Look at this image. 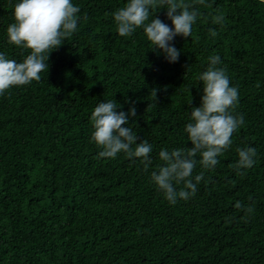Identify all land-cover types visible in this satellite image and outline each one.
<instances>
[{
	"label": "trees",
	"instance_id": "trees-1",
	"mask_svg": "<svg viewBox=\"0 0 264 264\" xmlns=\"http://www.w3.org/2000/svg\"><path fill=\"white\" fill-rule=\"evenodd\" d=\"M17 2L0 0V52L21 62L27 51L6 33ZM126 2L72 0L77 30L49 54L47 73L0 95V264H264V2L196 5L192 37L170 41L180 51L173 63L142 29L117 33L112 13ZM165 12L154 15L171 27ZM216 14L223 26L212 23ZM212 55L238 89L245 124L213 169L197 164L196 194L170 204L151 172L162 148L191 146L188 102L199 106L197 77ZM110 99L117 111L134 102L127 126L153 146L148 171L123 152L98 156L90 115ZM238 147L257 151L244 175L232 167Z\"/></svg>",
	"mask_w": 264,
	"mask_h": 264
},
{
	"label": "clouds",
	"instance_id": "clouds-1",
	"mask_svg": "<svg viewBox=\"0 0 264 264\" xmlns=\"http://www.w3.org/2000/svg\"><path fill=\"white\" fill-rule=\"evenodd\" d=\"M196 5H205V0H127L112 16L120 36L128 37L142 29L150 49L163 52L165 59L173 63L178 60L180 51L170 41L178 35L192 37L193 25L200 15ZM160 8L166 9L171 27L154 15ZM79 11L72 0H18L14 4L13 22L6 29L7 39L28 54L17 62L0 52V95L12 87L41 80V73H47L49 68V54L76 32ZM212 23L223 26V14L212 16ZM209 31L213 37L218 34L214 29ZM220 63L219 55L208 58V67L197 77L202 83L200 104L192 106L191 100L188 102L191 110L184 132L191 146L162 148L158 157L163 163L151 172L152 182L170 204L196 194L197 183L204 177L201 171L193 178L197 164L202 169H213L219 163L218 157L232 145L233 133L245 124L243 115L235 111L238 89L230 85L226 68L218 67ZM156 95L153 89L154 98ZM120 107L115 99L97 102L90 115L91 142L101 149L99 157L115 158L123 152L130 159L140 158L144 171H148L153 146L139 139L127 126L129 118L137 116L134 102L127 112L117 111ZM236 152L238 159L232 167L239 175H244L243 170L254 166L257 151L254 147H238ZM235 207L248 214L254 211L240 201Z\"/></svg>",
	"mask_w": 264,
	"mask_h": 264
}]
</instances>
